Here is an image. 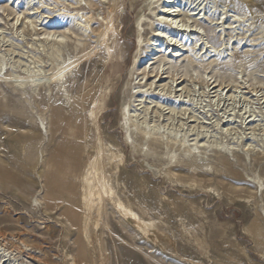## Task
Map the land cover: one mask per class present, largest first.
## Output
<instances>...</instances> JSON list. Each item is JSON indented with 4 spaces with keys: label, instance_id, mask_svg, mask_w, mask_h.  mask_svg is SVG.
<instances>
[{
    "label": "rangeland",
    "instance_id": "374dc122",
    "mask_svg": "<svg viewBox=\"0 0 264 264\" xmlns=\"http://www.w3.org/2000/svg\"><path fill=\"white\" fill-rule=\"evenodd\" d=\"M165 1L0 0V264H264V0Z\"/></svg>",
    "mask_w": 264,
    "mask_h": 264
},
{
    "label": "bare ground",
    "instance_id": "6f19581e",
    "mask_svg": "<svg viewBox=\"0 0 264 264\" xmlns=\"http://www.w3.org/2000/svg\"><path fill=\"white\" fill-rule=\"evenodd\" d=\"M161 0H151V2H150V4L149 5H151L152 4V6L153 5H155V4H157V3H159ZM174 1V0H173ZM172 0H166L165 2H163L162 4H164V5H171L170 7L169 6H160V8H161V11H160V15L161 16H159L158 15V17H157V20H158V26L159 25H162V27H165V29L166 30H168V31H177V32H180V30H178V29H180V28H178V22H177V17H179L180 16V13H177V12H180V10L178 11L177 9H175V1L173 2ZM196 0H191L190 2H189V6H188V10H185L186 12H185V14H183V16L185 15V17H186V20L183 22L184 24L186 23V25L185 26H181V27H186V29L188 28H190V27H196L198 24H195L194 22V26H188V22H189V20H190V18H192V17H194V16H198L199 15V13L201 12V10L199 11V9H200V6L202 5V3H200V2H195ZM161 4V5H162ZM159 6V5H158ZM157 6V7H158ZM181 10H183V9H181ZM78 13V12H77ZM81 18L83 19H85L86 20V24H88V22H90L91 20H92V17L90 16V15H82L81 16ZM103 21H105L106 22V20H107V18H105V17H103V19H102ZM101 27V26H100ZM182 31V30H181ZM190 32H195V31H190ZM167 35L168 34H166V32H165V34L163 33V32H161L160 31V29H157V30H154V35H153V37H156V38H162V39H167ZM154 41V40H153ZM58 43H60V40H55L54 41V43H53V45L54 44H58ZM140 45V44H139ZM138 45V46H139ZM153 46H155L154 44H153ZM139 47H141V46H139ZM177 48H179L178 46L176 47V49ZM177 56H179V55H177V54H173L172 55V57L174 58V57H177ZM156 63V62H155ZM165 65H167L168 66V68L170 69V68H172V66H173V64H164L163 66H165ZM168 73V72H167ZM164 74V73H163ZM161 74H159V70L157 71V73L155 74V76H154V78H159V81L161 80V78H163L162 76H160ZM153 77V76H152ZM165 79V78H164ZM222 86H220V85H213L212 86V90L213 89H216L217 88V90L216 91H218V90H220V91H222L223 90V88H221ZM216 91L214 92V93H216ZM193 122V121H192ZM146 124V123H145ZM146 134V133H145ZM103 188L105 189V187L103 186ZM70 192L69 191H67V195H66V197L68 196V194H69ZM117 205V208L119 209V210H122L123 211V214L124 215H126V213H125V210L123 209V206H122V204L119 202L118 204H116ZM3 259H4V256H1L0 255V262H2L3 261ZM3 262H5V261H3Z\"/></svg>",
    "mask_w": 264,
    "mask_h": 264
}]
</instances>
